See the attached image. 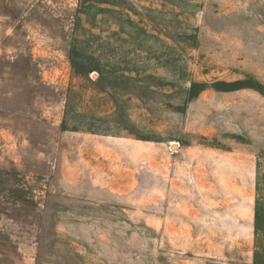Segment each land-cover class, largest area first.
<instances>
[{"label": "rangeland", "instance_id": "rangeland-1", "mask_svg": "<svg viewBox=\"0 0 264 264\" xmlns=\"http://www.w3.org/2000/svg\"><path fill=\"white\" fill-rule=\"evenodd\" d=\"M64 176L113 264H264V0H0V264Z\"/></svg>", "mask_w": 264, "mask_h": 264}, {"label": "crops", "instance_id": "crops-1", "mask_svg": "<svg viewBox=\"0 0 264 264\" xmlns=\"http://www.w3.org/2000/svg\"><path fill=\"white\" fill-rule=\"evenodd\" d=\"M63 179L64 193H55L53 190L52 194L48 192L42 224H49L50 228L45 226L39 232L41 264H113L110 248L126 249L129 234H97V226L110 218L115 206L107 201L98 203L96 196L82 193L79 189L81 182H77V178L64 176ZM97 183L91 186L92 190L98 187L100 190L113 191L112 186L107 187V184L100 181ZM51 207H55V214L53 212L50 215ZM116 207L120 211L119 223L127 224L128 210L123 205ZM50 223H57V226L54 228ZM52 231L56 234H51ZM125 249L120 253L126 254ZM19 262L24 264L21 258Z\"/></svg>", "mask_w": 264, "mask_h": 264}]
</instances>
